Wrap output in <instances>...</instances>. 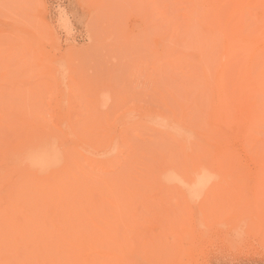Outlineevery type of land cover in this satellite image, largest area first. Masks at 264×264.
I'll use <instances>...</instances> for the list:
<instances>
[{"label":"rangeland","instance_id":"rangeland-1","mask_svg":"<svg viewBox=\"0 0 264 264\" xmlns=\"http://www.w3.org/2000/svg\"><path fill=\"white\" fill-rule=\"evenodd\" d=\"M220 1L0 0V194L38 180L22 158L46 141L56 174L84 185L68 201L74 219L106 218L120 200L130 264H264V94L240 85L243 59H220L226 41L206 31L209 6L222 21L238 14ZM263 15L250 2L235 31ZM263 46L252 79L264 76ZM116 174L120 184H101ZM43 209L31 216L43 211L46 225L63 212ZM43 246L14 253L42 264Z\"/></svg>","mask_w":264,"mask_h":264},{"label":"bare ground","instance_id":"bare-ground-1","mask_svg":"<svg viewBox=\"0 0 264 264\" xmlns=\"http://www.w3.org/2000/svg\"><path fill=\"white\" fill-rule=\"evenodd\" d=\"M220 2H223L226 4L227 2H229L230 4H232L233 7L237 8L236 10H238V14L236 16L230 17L228 19L229 20L228 22L225 21V19L224 21H222V19L219 18V15L217 14L218 12H216L218 11L217 10L218 3L214 6L213 5L209 6L210 8L208 7L206 13H212V17L209 18V20L207 21L203 20V21H206L205 24L207 23L206 31L209 32L208 28H210V30L213 28L211 32H214L216 29L218 34H220L223 37V39L226 41V43L222 45L221 47L222 55L220 59L222 58L223 60L232 59L236 55H240L241 59H243L242 65L245 68V73H244L243 80H241L240 85L247 87L252 93L260 92L264 94L263 72L259 73L258 76H256L254 79L251 78L252 72L254 71L255 66L257 64V59H258L257 57L260 56V55L258 56V53L260 51L258 52L257 50L261 45H264V15L263 17L260 16L261 20L258 17L259 19L258 23H260L261 26H257L256 29L254 30L247 31V33H245V30H243L242 27L238 30L239 32L235 31L234 29L235 26L237 27L238 24H241V21L244 16V7L246 5H250V2H255L257 3V5L261 4V6L264 7V0H221ZM195 3L197 4V1ZM223 3H221L220 5H223ZM192 6H193V9H192ZM195 8H196V5L195 6L191 5L190 9L192 10L191 12L189 11L188 12L194 15V13H196ZM190 23H192V21ZM229 24H231V28L228 32L226 31V27ZM262 50L263 51L261 52H264V46ZM221 65H222V62H221ZM215 81H216L215 82L216 89L220 88L222 84V76L219 75ZM219 91L220 89L218 90V92ZM219 93H217L216 96H220L218 95ZM248 105H249L248 106L249 108L251 107L250 109L255 108L254 101H249ZM220 106L221 107L219 108L221 109L216 111L217 114L214 115L215 117L217 116L218 119L223 117L224 114L226 116V113L222 114L224 110L223 109L224 105L220 104ZM259 109L260 108L258 109L255 108L253 110L254 111L253 113L255 114L256 110L259 111ZM225 111L227 110L225 109ZM254 120H256V118ZM253 122L256 123V121H253ZM262 122H264V108L261 110L260 116L257 117V124H260ZM60 147H58V149ZM29 151L30 149H28L26 152H29ZM26 152L25 154H23V158H22V161H23L22 165L25 168V171H26L25 173L36 175L38 177V180H34V179L32 181L30 180V184H29L30 186H28L27 184H24V185L22 184L21 186H18L20 184L18 185L17 183L12 184V181L11 183L8 182L9 184H12L11 185L12 187L10 188L13 189L14 188L13 185L18 186V187L12 190L11 195L9 194L8 196L3 197V195L0 194V206L3 203H6L8 205L3 210V213L0 212V214L4 217V220H3V217L1 218L0 216L1 218L0 220H2V222L0 221L1 222L0 223V264H32L33 263L32 261L33 257H31L30 255H27L25 253L22 254L20 252L19 254L18 251L14 253L15 248L12 249L14 244H18L15 250L19 249V244L20 245L21 244H44L43 246L44 251L41 256L42 264H130L129 263V260L131 258L130 251H126L124 249V244H130L129 242H127L129 239L128 240L126 239L127 236L123 233L122 228H120L122 225L128 224V221H127L128 218H126L125 220L127 222L124 223V219L126 215V214L123 215L124 206L121 205V202L117 198V196L113 193V197L110 200L112 205H110L108 201L106 202L107 204H109V208L110 206L116 207L115 208L116 212L111 209L112 212H115L114 214H111V211L109 209L110 213L108 215L110 214L112 215L111 217L109 216L110 219L108 218V215H107L106 218L100 217L103 220H100V218L99 220H97L96 218H94L95 216L94 217L91 216V218L87 219L89 220V222L85 221L84 218L76 220L73 217V215L76 214V213L73 214V210L76 209L77 202H74L75 200L74 201L72 200L70 202L68 201L70 200V197H72L71 194L73 193L74 195L75 194L74 192L77 191L75 189L84 186L83 183L81 182L82 180L80 181L78 179L79 176L77 178L75 175L68 177V174L66 173H65V176L56 174L57 172L60 171V163L58 162L57 153H56L57 148L53 147L51 144L47 143L46 141H43V142L40 141V143L37 144L35 147H33L29 153H26ZM112 177L113 178L117 177V174L116 176L114 175ZM9 179H7V181L12 180V179L10 180ZM107 179L109 180L107 181ZM120 179H121L120 177H117V179L114 178L112 181V179L105 177V179L103 180L101 179V181L100 180L99 181L103 185H104L103 182L106 181L105 186L107 184L109 186L108 188L111 189L113 186L120 184L118 183L120 182ZM43 181H46V183H42ZM40 183L42 186H40ZM103 185L101 188H103ZM33 187H34V190H32ZM39 187H40V190H44V191L47 190L48 195L47 193H43V194H40L41 192L38 193L39 191L37 190L39 189ZM94 188L96 187H93V189ZM85 189H88V188H85ZM89 189L88 191L91 193V191L94 192L97 188L91 191ZM36 191L38 194H35ZM103 192H100V193H103ZM81 193L83 192L81 191ZM81 193L79 194V196L81 195ZM110 193H112V190L110 191ZM110 193H108V195ZM37 195H40V196H37ZM76 196L78 195L77 194L74 195V198H76ZM110 198H106V199H110ZM76 199L77 201L79 200L78 198ZM87 200L89 199L87 198ZM86 202L88 203V201ZM40 203L44 206V209ZM78 204L83 205V202L82 203L79 202ZM91 204L94 207H96L94 203H91ZM87 206L83 207L85 209L87 208L86 213L89 207ZM59 207H61L62 209ZM55 208L56 209L59 208V209L56 210ZM37 209L38 210L46 209L47 211L49 209V213L52 210L53 211L56 210L58 214L60 213L59 211H63V212L61 216L58 217L56 220L53 218L54 221H50L49 222L50 225H46L45 222L41 223V219L45 218L43 217L45 213L42 210L41 211L43 213L42 212L38 213L40 214L39 216H37V214H35V216L33 215L34 218L33 216H31L32 212L36 211ZM80 209H82V207ZM106 210L107 209H105L104 212H106ZM53 211L52 213L54 214ZM56 211H55V214L57 215ZM75 211L77 212V210ZM98 211H95L94 213H99L100 216H102L103 215V214L101 215L102 212H98ZM89 214L91 215L92 213H89ZM75 217L77 216L75 215ZM84 217H86V215H84ZM42 224H45V225H42ZM41 226H43V228H41ZM120 229L122 232L120 231ZM124 236L126 237L124 238Z\"/></svg>","mask_w":264,"mask_h":264}]
</instances>
